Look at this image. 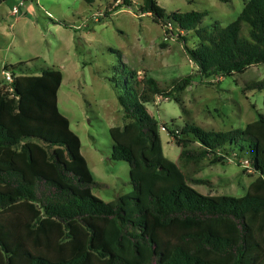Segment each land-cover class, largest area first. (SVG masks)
<instances>
[{"label": "trees", "instance_id": "1", "mask_svg": "<svg viewBox=\"0 0 264 264\" xmlns=\"http://www.w3.org/2000/svg\"><path fill=\"white\" fill-rule=\"evenodd\" d=\"M139 9L180 39L200 79L264 63V0H246L225 26L202 24L207 11L167 12L157 0H142ZM3 71L13 79L0 87V264H264V113L224 131L166 127L180 147L176 163L164 156L145 104L179 101L193 75L162 84L129 70L120 88L115 83L127 121L109 133L110 158L128 163L133 193L104 201L92 193L103 184L58 107L62 72H30L22 62ZM246 89L264 91V77ZM232 152H245L258 174L243 195L191 186L211 185L193 173Z\"/></svg>", "mask_w": 264, "mask_h": 264}, {"label": "rangeland", "instance_id": "2", "mask_svg": "<svg viewBox=\"0 0 264 264\" xmlns=\"http://www.w3.org/2000/svg\"><path fill=\"white\" fill-rule=\"evenodd\" d=\"M167 12L207 11L202 24L233 21L246 0H157ZM142 0H0V87L10 71L9 64L38 72L56 68L62 72L57 91L60 112L81 141L96 186L92 193L104 201L132 194L128 163L110 158L109 130L127 119L117 99L128 71L168 83L173 78L193 75L192 82L178 94L146 103L158 121L164 156L179 163L180 147L166 129L179 131L185 124L206 130L244 127L264 113V91L248 90L246 84L264 77V63L244 72L200 79L182 42L167 28L141 13ZM188 46H195L193 32ZM113 49V50H112ZM117 51V52H116ZM195 74V75H194ZM224 163L202 162L193 177L209 184H191L202 194L241 196L257 177L246 153L232 152ZM190 167V166H189ZM192 169V167H190Z\"/></svg>", "mask_w": 264, "mask_h": 264}, {"label": "built area", "instance_id": "3", "mask_svg": "<svg viewBox=\"0 0 264 264\" xmlns=\"http://www.w3.org/2000/svg\"><path fill=\"white\" fill-rule=\"evenodd\" d=\"M5 78H6L7 80H9V81H11V80L13 79L12 76H11L10 74H6Z\"/></svg>", "mask_w": 264, "mask_h": 264}]
</instances>
